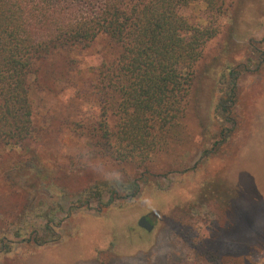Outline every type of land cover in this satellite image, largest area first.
Instances as JSON below:
<instances>
[{
    "label": "rangeland",
    "instance_id": "1",
    "mask_svg": "<svg viewBox=\"0 0 264 264\" xmlns=\"http://www.w3.org/2000/svg\"><path fill=\"white\" fill-rule=\"evenodd\" d=\"M216 4L211 9L194 0L179 9L192 24L219 31L195 66L181 133L154 155L148 170L92 155L88 139L71 130L76 87L90 86L108 54L105 38L77 52L72 66L66 54L39 64L31 90L36 128L28 143L52 175L50 188L37 183L21 190L8 174L15 179L25 170L30 151L0 147V264L206 263V251L222 262L264 264V61L257 67L264 58V0ZM249 60L251 70L238 83L233 125L218 107L228 86L223 73L227 65ZM222 130L231 132L218 144ZM135 179L141 189L133 198L110 202L113 193L104 191L102 204H79L83 190L99 180ZM43 211L55 225L60 222L57 240L44 228ZM142 215L153 230L138 224ZM33 236L49 242L38 245Z\"/></svg>",
    "mask_w": 264,
    "mask_h": 264
},
{
    "label": "trees",
    "instance_id": "2",
    "mask_svg": "<svg viewBox=\"0 0 264 264\" xmlns=\"http://www.w3.org/2000/svg\"><path fill=\"white\" fill-rule=\"evenodd\" d=\"M193 1L0 0V147L12 145L30 151L23 163L25 170L15 179L8 174L21 190L37 183L49 189L52 177L28 143L36 128L31 90L39 79V64L52 55L66 54L72 66L78 61L74 55L99 37L106 39L108 54L95 67L90 86L76 87L79 101L74 103L72 132L88 139L92 155L134 163L145 170L154 155L168 149L181 133L195 66L207 41L219 31L214 25H194L181 15L179 9ZM204 1L211 9L219 8L216 0ZM71 66L69 71L77 70ZM251 66L250 60L227 65L223 73L228 86L218 107L233 125L239 79ZM231 130L221 131L218 144L226 141ZM140 189L138 179L127 184L99 180L83 190L86 198L79 204H102L104 191L113 193L110 202L117 197L129 199ZM41 216L47 219L44 228L57 240L60 222L55 225L47 211ZM32 240L38 245L49 242L38 236ZM205 253L209 255L207 264H239L231 259L222 262L213 251ZM199 262L190 264H201V259Z\"/></svg>",
    "mask_w": 264,
    "mask_h": 264
},
{
    "label": "water",
    "instance_id": "3",
    "mask_svg": "<svg viewBox=\"0 0 264 264\" xmlns=\"http://www.w3.org/2000/svg\"><path fill=\"white\" fill-rule=\"evenodd\" d=\"M138 224L145 228L147 231H151L154 228L153 223L148 219L146 215H142L138 220Z\"/></svg>",
    "mask_w": 264,
    "mask_h": 264
}]
</instances>
